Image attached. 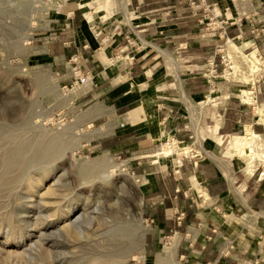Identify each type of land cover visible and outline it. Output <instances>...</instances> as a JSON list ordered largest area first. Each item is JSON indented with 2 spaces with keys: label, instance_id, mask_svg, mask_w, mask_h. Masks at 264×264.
Listing matches in <instances>:
<instances>
[{
  "label": "rangeland",
  "instance_id": "rangeland-1",
  "mask_svg": "<svg viewBox=\"0 0 264 264\" xmlns=\"http://www.w3.org/2000/svg\"><path fill=\"white\" fill-rule=\"evenodd\" d=\"M233 2L204 6L176 46L130 0H0V264H264V10ZM149 53L139 84L129 70ZM247 131L251 156L232 144ZM186 159L226 179L221 201ZM169 173L185 201L164 227L153 193Z\"/></svg>",
  "mask_w": 264,
  "mask_h": 264
},
{
  "label": "crops",
  "instance_id": "crops-1",
  "mask_svg": "<svg viewBox=\"0 0 264 264\" xmlns=\"http://www.w3.org/2000/svg\"><path fill=\"white\" fill-rule=\"evenodd\" d=\"M135 8H137V12L145 19L148 20L147 23H142L143 26H146V28L151 32V35L156 39L161 41V44H174L176 46L185 44V43H191L188 40H191V38L199 33L202 29L201 20L203 19V7L207 5H216L219 9H222L223 11L225 8L227 9L229 7V11H225V14H231L236 15L237 14V8L233 7L235 6L233 0H205L203 2L202 0H193L194 3H191L190 0H130ZM252 3V8L249 10V12H252L254 10L262 11L264 10V0H250ZM248 10V9H247ZM264 12V11H263ZM165 22V23H164ZM147 24V25H146ZM65 43H68L67 41H64ZM75 44V50L80 51L81 53L84 52H91V50H94V47L89 44L88 39L80 40L79 45ZM66 48V47H65ZM209 48L205 46L204 44H199L196 46H189L187 47L184 52H186L187 55L191 56H199L203 55L206 50ZM65 52H70L68 49H64ZM61 56H64L61 54ZM155 56L154 53H149L146 57H143L141 60L134 61L130 67L129 70V76L136 79V82L141 84L142 81L148 80L147 79V70L151 67L155 68V64H157V61L153 57ZM91 62L95 64L96 60L91 59ZM98 65V64H97ZM190 91V90H188ZM192 92H194L192 90ZM121 109L119 112L126 111L128 109L127 107H120ZM171 112V113H170ZM173 107H165L163 106L158 111V116L162 119L165 118L166 114L169 113V115L173 118ZM243 109H240V111L237 113V116H231V122L234 121V124H238V122H241V116ZM230 120V119H229ZM232 123L228 124L227 131L230 132L233 130V127L231 128ZM235 127V125H234ZM225 124L221 127V130H224ZM196 160L186 159V164L188 163L187 170L188 172L185 173L188 174L189 178H191L195 173H204L205 169L208 168L210 173L205 176L204 181L205 189H206V195L210 198H215L216 201H221L228 189V182L224 177H221V175L216 171L215 167L213 165L204 164V163H195ZM197 164V165H196ZM200 171V172H199ZM204 171V172H203ZM186 172V168L185 171ZM172 176V177H171ZM179 180V177L171 175L169 173L167 175V180H169V184L167 186L166 178H164V175L160 176L158 178L159 180V190L155 191L156 193H153V196L156 198V205L160 212V215H158L157 219L158 222L161 223V226L167 225V212L171 207L174 205L180 206L185 199L183 193H177L176 191L181 189L185 190L184 186H181L180 181H176L174 184H172L171 180ZM180 185V186H179ZM189 185H187V188ZM167 194L169 196H167ZM174 197V198H173ZM165 198V200H163ZM177 198V199H176ZM165 205H160V204ZM248 206L252 207V202L247 201ZM250 204V205H249ZM161 214L164 216V218L161 219ZM166 216V217H165Z\"/></svg>",
  "mask_w": 264,
  "mask_h": 264
},
{
  "label": "bare ground",
  "instance_id": "bare-ground-1",
  "mask_svg": "<svg viewBox=\"0 0 264 264\" xmlns=\"http://www.w3.org/2000/svg\"><path fill=\"white\" fill-rule=\"evenodd\" d=\"M246 3V2H245ZM244 3V4H245ZM124 4V3H123ZM246 5V4H245ZM244 5V6H245ZM242 8V7H241ZM246 8L247 9H249L250 7L248 6V4L246 5ZM245 9V8H244ZM246 9V10H247ZM243 10V9H242ZM241 10V11H242ZM238 12H240V11H238ZM243 12V11H242ZM247 12V11H246ZM244 13V12H243ZM240 15H242V14H240ZM253 55V57H254V54H252ZM252 56H250V55H245V54H243V59H245V61H246V63H245V69L247 70L246 72H249L250 73V76H251V74L253 73L254 74V72L257 70V66H256V64L254 63V60H251L250 58H251ZM240 66V65H239ZM249 75V74H248ZM256 137H258V135L257 134H255V133H252V132H250V131H247L246 132V135H242V136H234V139H233V142H232V144H233V146H234V149H235V151H237V152H239V154L240 155H246V156H251L250 155V153L252 152V150H250V149H248V143H250V141H248V138L250 139H252V138H254V140H255V138ZM255 144V143H254ZM255 145H257V144H255ZM50 151V150H49ZM253 153V152H252ZM254 155V154H253ZM252 155V156H253ZM253 157H250V159H252ZM251 163V162H250ZM94 164H96L97 165V163H94ZM92 167L93 166H91V170H89V171H92ZM254 166H252V165H250L249 166V171L251 172V174H253V172H254V168H253ZM44 169V168H43ZM93 169H94V167H93ZM82 171H87L88 170V167H84V166H82V169H81ZM83 173V172H82ZM88 173V172H87ZM90 173V172H89ZM103 174V173H102ZM112 176V174H110V173H108V172H105L104 174H103V177H105V178H110ZM99 177V176H98ZM54 188V187H53ZM52 190V188L51 189H49V191H51ZM71 225L72 224H70L69 223V225L67 226V227H71ZM129 229V228H128ZM135 229V228H134ZM81 230V229H80ZM82 232V231H81ZM82 234V233H81ZM81 237V236H80Z\"/></svg>",
  "mask_w": 264,
  "mask_h": 264
},
{
  "label": "built area",
  "instance_id": "built-area-1",
  "mask_svg": "<svg viewBox=\"0 0 264 264\" xmlns=\"http://www.w3.org/2000/svg\"><path fill=\"white\" fill-rule=\"evenodd\" d=\"M190 1H191V3H194L193 0H190ZM202 1L205 2V0H202Z\"/></svg>",
  "mask_w": 264,
  "mask_h": 264
},
{
  "label": "trees",
  "instance_id": "trees-1",
  "mask_svg": "<svg viewBox=\"0 0 264 264\" xmlns=\"http://www.w3.org/2000/svg\"><path fill=\"white\" fill-rule=\"evenodd\" d=\"M223 131V130H222Z\"/></svg>",
  "mask_w": 264,
  "mask_h": 264
}]
</instances>
